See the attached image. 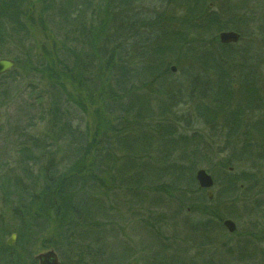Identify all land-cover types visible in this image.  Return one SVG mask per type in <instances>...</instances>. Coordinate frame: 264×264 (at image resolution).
<instances>
[{"label": "trees", "instance_id": "trees-1", "mask_svg": "<svg viewBox=\"0 0 264 264\" xmlns=\"http://www.w3.org/2000/svg\"><path fill=\"white\" fill-rule=\"evenodd\" d=\"M76 1L0 0V57L10 54L4 51L5 45L20 47L13 57L16 68L0 74V107L18 93L16 78L23 57L28 87L39 90L38 82L36 87L32 84L34 77L46 83V89L38 91L35 105L45 116L49 134L47 138L27 137L17 144L18 165L29 181L19 187L18 206L13 210L19 219L17 244L24 240L31 244L51 224L57 231L53 247L58 252H71L70 264H97L105 248L101 243L105 227L98 220L97 201L107 202L123 194L140 205L146 190L161 197L148 202L154 207L165 206L164 199L174 203L170 218L178 220L182 208H191L195 202L231 203L243 190L240 181L248 183L247 189L260 184L251 167L259 165L258 161L264 165V151L252 153L251 138H242L234 152L241 116L238 107L231 106L236 80L227 69L226 57L235 53L231 46L217 41V34L227 29L241 31L244 37L232 15L244 0H157L159 5L151 15L138 10L137 0H106L92 7V13L102 12L106 17L97 24L83 21L89 2L81 1L76 7ZM36 2L41 8L32 14ZM37 29L47 37H51L47 30L66 33L60 45L55 40L48 51L44 46L38 51L31 39ZM258 30L264 43V11ZM27 40L29 43L22 44ZM210 40L216 44L213 51L206 42ZM172 63L177 64L175 73ZM240 68L236 85L239 100L254 104V97L260 98L264 89L256 88L250 68L248 72ZM67 87L93 90L99 96L95 110L99 122L92 135L83 132L74 138L78 131L67 121L68 108H63L71 101ZM253 88L258 90L255 95ZM182 105H191L195 119L211 132L225 129L227 145L223 151L233 148V152L213 163L210 156L215 154L204 140L217 138L178 133L179 124H187V118L176 112ZM62 142L67 145L66 158L55 163L51 154L61 151ZM241 160L250 162L249 171H230L229 166ZM200 164L212 172L217 187L211 200L194 179ZM9 188L7 183L5 189ZM203 207L201 212L217 218L221 226L222 210L227 209ZM164 218L163 212L158 214L159 222ZM197 226L189 227L201 230V238L211 239L207 234L213 228L211 220H201ZM248 242L246 239L244 246ZM244 255L240 252L239 259Z\"/></svg>", "mask_w": 264, "mask_h": 264}, {"label": "rangeland", "instance_id": "rangeland-1", "mask_svg": "<svg viewBox=\"0 0 264 264\" xmlns=\"http://www.w3.org/2000/svg\"><path fill=\"white\" fill-rule=\"evenodd\" d=\"M81 1L89 2L90 6V8H84L83 21L97 24L99 20H106L104 13H92V7L99 6L102 1L106 0H77L75 2L77 4L76 7H78ZM224 1L222 0L223 3ZM33 4L31 13L36 14L41 8V4L37 2ZM135 5L139 7L138 10L140 9L141 13L151 15L159 4L157 0H137ZM237 9V11L232 13L234 24L238 25L244 32V37L241 36V31L236 29L223 30H233L240 33V39L237 42L228 43L235 55L226 57L227 69L228 71L230 70L229 73L236 80V84L233 83L236 97L233 99L231 106L232 108L238 107L237 109L240 110L239 115L241 116V125L236 137L240 139H234V143L238 145L242 141V138H251L252 153H256L264 151V92L260 98L254 97V100L257 102L254 101V104H248L247 101L239 100L240 93H237L236 85L238 84L237 73L239 75L240 67H243L247 69L246 72H248L249 68L251 69V73L254 72L253 76L254 82L257 84L256 88H262V91L264 89V43L261 37L262 33L258 30L259 20H261L264 11V0H244L242 6H239ZM170 25L174 26L173 23H170ZM47 31H50L51 37H47L39 29L31 33L34 45H38L35 47L36 50L40 51L41 46H44L45 50L48 51L55 40L60 45L59 42L64 39L63 36L66 33L64 32L59 35L55 31ZM217 41L220 43L218 34ZM206 42L209 45L208 48L213 51L216 45L215 42L212 40ZM24 43H29V40L27 42L22 41V44ZM3 49L4 51H10L9 56H5V58L12 60L15 57L14 55L20 52L17 51L20 47L15 46L5 45ZM20 61L22 66L18 68L20 73L16 78V82L19 85L18 93L11 101H6L0 107V264H18L20 262L23 264H38L36 256L48 250H53L58 255L60 264H70V259L73 256L72 253L68 251L67 253L58 252L53 247L57 231L53 229L51 224L42 233L36 235L31 244L25 240L17 244V235H15L11 245L7 244L11 233H16L19 222V219L17 220L13 214V210L18 206L17 194L19 193V187L29 182L22 174V165H18L17 144L27 137L47 138L45 136L49 134L45 116L39 111V107L35 105L39 99V96H37L39 94L38 91L42 90L43 92L46 89L44 86L46 83L36 77L32 78L33 82H30L32 84L38 82L37 86L39 88V90L35 88L32 91L31 87H28V81L24 80L29 79L25 78L26 76L23 74V67L26 65V62L23 60V57ZM176 65V63L170 65V68L171 66L175 67V71H172L173 73L178 70ZM238 67L239 70L236 71ZM93 80L96 81L94 78ZM33 86L36 87V84ZM256 88L252 89L253 95L256 92L258 93ZM67 89L70 92L69 99L71 101L65 106L63 105V108L65 110L68 108L70 118L67 121L69 120L72 123V128L75 132L78 131V134H73L74 138H79L83 132L92 135L97 130L96 127L99 122V116L95 111L100 101L99 96L93 90H85L80 87H78L77 91L71 87H67ZM77 100L80 103H77ZM44 102L46 104L49 103L48 99ZM191 109V105L189 107L188 105L177 107V114H183V117L187 118V124L181 122L177 128V132L189 136L194 133L201 138H217L216 140H204L207 143L208 149L213 150V154H215L210 156L213 163L220 157L228 155V152H233V148L223 151L227 145L224 143V138L226 137L225 129L219 128L215 132H211L205 124L195 119ZM104 118L107 120V117ZM64 120L66 121V119ZM102 129L100 128V130ZM108 135H110V132H108ZM240 145L236 146L234 152L240 148ZM60 146H62L61 151L57 150L51 154L53 155L52 160L54 158L55 163L61 162L66 158L65 149L67 145L62 142ZM219 152L220 154H218ZM69 155L74 156L73 153ZM72 161L70 160V162ZM258 164L256 167H251L250 162L241 160L239 163H232L229 167H231L230 171L234 169L238 173L241 171L248 172V167L254 168L255 170L251 171L261 181L259 182L260 184L247 189L246 185L248 183L240 181L239 183L243 190L238 191V194L234 196L231 203L227 200L226 202L222 200L218 203L212 202L211 204L207 202H202V204L195 202L193 206H190L191 208L188 205L182 208L179 214L181 218H178V220L177 218H170L175 208L174 203L169 202L170 200L168 199H164L165 206L154 207L155 204L150 203L161 197L158 193H147L146 190H143V203L140 205L137 204L138 202L126 199L123 194L113 196L107 202H104V200L97 201L99 202L97 207L98 220L105 227L101 238V243L104 244L105 248H103V258H97L96 263L264 264V165L262 161H258ZM199 168H203L207 172L210 171L206 169L205 164L198 165L195 171ZM209 173L212 175V172ZM7 183L10 185L9 191L5 189ZM211 190L213 196H215L217 187L213 186ZM93 191L94 189L91 190V192ZM205 192L204 189L203 193L205 194ZM80 193L82 192L79 191L78 194ZM95 193L98 195L99 192L95 191ZM86 194L91 193L87 192ZM108 204H111V206ZM203 205L210 206L209 210L211 208L214 209L216 205L227 209L222 210L223 218L220 221L221 226H219L217 218H210V216L208 217V215L201 212V209L204 208ZM228 208L230 209L228 210ZM161 212L165 214V220L159 222L158 214ZM228 212H232L234 215L227 216ZM149 215H152V218H149ZM227 218L232 219L235 223L236 229L233 232H228L222 225V221ZM207 219L211 220L213 227L212 231L207 233L211 239H208V236L201 238V234H199L201 230H192V227H189L191 225L198 228V222ZM250 232H252V236L249 235ZM62 238L64 241V235H62ZM246 239L249 242L248 245L244 246ZM63 243L60 246H63ZM242 244L244 247L240 251L238 249ZM243 251L247 255H244L243 259H239L240 252Z\"/></svg>", "mask_w": 264, "mask_h": 264}, {"label": "water", "instance_id": "water-1", "mask_svg": "<svg viewBox=\"0 0 264 264\" xmlns=\"http://www.w3.org/2000/svg\"><path fill=\"white\" fill-rule=\"evenodd\" d=\"M219 42L222 44L235 43L240 39V33L233 30L220 31L218 33ZM16 62L10 58L0 57V74L6 73L13 69ZM171 70L175 71V67L171 66ZM1 121V112H0ZM194 178L200 188L205 189V194L208 199L213 198L212 187L214 186V179L212 175L203 168H199L194 172ZM222 225L228 232H233L236 229L235 223L232 219L227 218L222 221ZM15 234H12L7 243L12 244ZM38 264H60L58 255L53 250L40 253L36 256Z\"/></svg>", "mask_w": 264, "mask_h": 264}, {"label": "flooded vegetation", "instance_id": "flooded-vegetation-1", "mask_svg": "<svg viewBox=\"0 0 264 264\" xmlns=\"http://www.w3.org/2000/svg\"><path fill=\"white\" fill-rule=\"evenodd\" d=\"M12 234H15V235H17L16 233H11V235H12ZM11 235H10V237H11ZM10 237H9V238H10ZM9 238H8V239H9ZM7 241H8V240H7ZM7 244H8V243H7ZM8 245H9V244H8Z\"/></svg>", "mask_w": 264, "mask_h": 264}]
</instances>
